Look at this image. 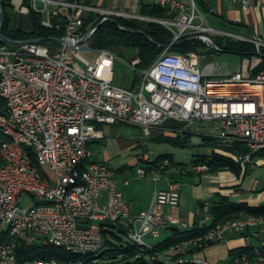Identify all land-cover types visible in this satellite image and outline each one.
<instances>
[{
    "label": "built area",
    "instance_id": "2783aa9c",
    "mask_svg": "<svg viewBox=\"0 0 264 264\" xmlns=\"http://www.w3.org/2000/svg\"><path fill=\"white\" fill-rule=\"evenodd\" d=\"M192 1L196 5L197 0ZM233 1L240 2L246 12L256 2ZM148 2L174 9L180 16L186 13L179 0ZM63 5L70 10L39 11H48L50 20L64 14V21L56 27L64 31L63 38L74 41L85 35V12L99 13L105 20L114 16L148 19L123 11L99 10L84 0ZM186 14L187 21L154 20L180 25L174 42L187 36L223 51L212 33L230 34L208 26L201 10ZM238 38L254 43L256 51L262 53L261 39ZM3 41L0 37V110H8V117H0V121L18 120L29 128L30 143L38 147L43 165H50L56 179L37 172L20 147L3 138L0 234L4 228H11V239L0 247V264L19 260L17 250L24 242L40 248L59 245V249L85 248L89 252L90 248L103 246L107 223L127 229L130 239L143 240L148 236L160 238L168 227H193L189 219L166 213L167 206L180 205V182L157 191L151 207L134 216L131 202L119 187L117 171L91 157L89 145L105 137L101 129L104 124L140 126L151 137L155 129L164 128L170 121L180 122V131L216 122L218 132L210 130L208 135L216 133L220 139L243 143L245 148L238 155L243 165L254 164V155L264 151V70L254 77L245 76L242 70L224 72L218 62L201 64L206 55L200 46L193 51L173 52L170 44L149 67L139 70L142 80L128 88L111 80L116 55L109 49L85 50L83 43L67 47L41 40L19 45ZM87 44L90 46L89 41ZM83 52L96 53L94 59L84 58L85 69L77 62ZM150 158L145 155L148 166L166 169L172 164L169 158L159 163ZM5 160H15V168L5 167ZM148 166L139 165L135 176L145 178ZM193 168L199 172L210 170L209 164L202 162H196ZM123 182L129 185L131 179ZM25 194L33 200L30 207L21 204ZM211 205L206 201L199 211L203 215L201 224L208 227L206 232L172 246L163 255L176 259L177 264H223L193 252L222 241L227 230L245 232L251 226L264 225V215L241 210L225 223L212 226ZM147 244L149 248L154 246ZM22 264H27V259ZM35 264H61V259H35ZM76 264L85 263L76 260ZM228 264H264V242L253 247V255H235Z\"/></svg>",
    "mask_w": 264,
    "mask_h": 264
},
{
    "label": "crops",
    "instance_id": "0c3cea01",
    "mask_svg": "<svg viewBox=\"0 0 264 264\" xmlns=\"http://www.w3.org/2000/svg\"><path fill=\"white\" fill-rule=\"evenodd\" d=\"M24 1L25 0H19L17 3L15 0H12L14 5L12 10H28ZM179 1L183 2L185 6L183 10H186V13L191 12V10H201L208 26L214 28L216 31L230 34L222 35L212 33L213 39L217 37L222 40L221 42L223 43L220 44L214 39L216 43L224 47L223 51L226 50L228 42L242 41L238 36L246 39L259 38L264 42V0H256L249 12L244 11L240 2H235L233 0H197L196 5H194L192 0ZM30 2L31 4L34 3L33 0H30ZM64 2H70V0H36L35 7L36 10H70L63 5ZM84 3L92 7H97L99 10L123 11L135 16L146 17L148 19L142 20L132 18L128 20L160 23L174 33V38L176 33L181 30L179 24L173 23L169 25L155 21L154 19L172 21L178 19L187 21L188 19V14L185 13L180 16L177 12L172 11L174 9L162 6L161 9L156 10H168L164 17H155L146 14L144 10H155L153 7L154 5L151 6L148 0H84ZM23 28L29 29L30 27L26 24ZM175 42L173 39L172 44ZM261 54L262 53L256 51L255 54L250 56L251 61L248 70L245 74L242 70L245 76L254 77L256 75L255 67L262 61ZM137 56L131 61L132 66L136 70V78H134L130 86H121L133 88L139 83L141 78L139 70L141 69L138 70L133 65V62L137 60ZM92 59H94V57H92ZM203 59H201V64ZM111 80L114 83L113 74ZM180 126V122L170 121L164 128L155 129L153 131L151 136L152 140L157 142H170L159 141L158 137L162 135L172 136L180 139L183 143L181 145L173 142L170 143L176 146H189L190 143L193 142L195 135L200 136L205 142L198 141L195 142L197 144L194 143V145L200 146V150L197 153L198 155H194L193 165L199 162L202 157L212 158L215 153L234 158L241 151L240 142L233 143L220 139L216 136V133L208 135L210 130L218 132L219 128L216 122L200 124L197 129L190 131H180ZM101 129L103 130L102 126ZM105 138L106 134L104 138L93 141L100 145L101 150L96 159H94L92 155L91 157L92 160H102L112 166L110 163L111 157L108 155V152H104L105 156L102 154V148L105 147L103 143ZM207 138H214L216 142L214 141V144L211 145L208 143ZM133 145L137 146L138 144L131 143L130 146ZM145 155L146 154L128 156L119 166H112L117 171L120 189L125 193L126 198L132 204L133 214L136 212L140 214L148 210L152 205L155 193L159 190L169 189L175 182L181 183V202L177 207L167 206L166 213L179 216L183 219L187 218L191 221L192 226L199 223V221L202 222L203 215H201L199 211L206 201L214 205L220 203L223 197H227L235 202H246L252 207L264 206V151L254 155V164L252 165L241 164L239 167L235 168L227 166L219 169H211L210 167L209 171L202 172L195 171L193 165L189 167L179 162L174 153H164L159 156L169 155L173 158L172 164L169 167L161 169L158 166L150 164V166H148V172L152 171L153 176L149 178L147 174L145 178H138L135 176L132 168L139 166L142 162L148 165L149 161L145 159ZM156 159L150 158L151 161H155ZM125 178L131 179L129 185L124 184L123 180ZM163 232L165 233V237H168L171 235L172 229L168 227L165 228ZM263 242L264 225H254L249 227L245 232L227 230L224 233V239L217 244L225 246L231 255L232 250L241 247L253 248L261 245ZM198 252L199 251H195L193 253L199 255ZM232 258L233 256H231V260Z\"/></svg>",
    "mask_w": 264,
    "mask_h": 264
},
{
    "label": "trees",
    "instance_id": "16d2710c",
    "mask_svg": "<svg viewBox=\"0 0 264 264\" xmlns=\"http://www.w3.org/2000/svg\"><path fill=\"white\" fill-rule=\"evenodd\" d=\"M74 0H70L72 2ZM0 3L6 10L5 22L3 25V33L10 38L16 40H25L35 38L41 40L43 43L59 46L60 43L53 40V37H63L64 31L56 27L58 22H63L65 15L54 17L49 22L44 21V16L41 12H35L30 0H25L24 3L29 12V19L31 27L25 29L23 27L11 26L8 14L14 8L12 0H0ZM153 6L154 4H150ZM155 10H144L146 14L155 17H164L168 10L161 9V6L154 5ZM104 19L99 13L85 12L83 15L84 24L82 27L83 34L89 32L99 22ZM14 23V22H12ZM174 33L164 25L157 22H143L138 20H128L122 17H111L104 21V23L96 30L89 44L93 49H109L113 52L115 50L135 48L137 49V60L133 65L139 70L149 67L156 58L164 51V49L172 44ZM3 44H6L3 41ZM203 42L188 37L181 38L171 46L172 51L187 52L197 50ZM9 45V44H8ZM226 50L251 56L256 53V46L249 41L228 42ZM262 61L255 67V73L264 70V50L262 49ZM159 141H170L175 144H182L180 139L172 136H160ZM209 144H214V138H207ZM216 142V141H215ZM244 144L241 143V151L236 157L223 156L215 153L212 158L202 157L199 162L208 163L211 169H219L222 167H239L242 163L238 160V155L244 150ZM164 158H169L171 162L173 158L169 155L159 156L154 163H159ZM243 165V164H242ZM246 210L252 214L264 215V206L252 207L246 202H235L230 198L223 197L221 202L210 207V214L212 215V226L219 223H225L227 220L235 217L241 211ZM107 228L104 230V244L103 250L98 255H80L74 256L84 261L85 264H113V260L119 257H124L126 262L123 264H148L146 256L149 254L152 259L154 257L163 255L169 251L174 245H177L184 240L196 237L207 230V226L202 225L201 222L195 224L192 228L182 229L178 227H170L172 233L165 237L160 242L154 244L153 248H140L133 242H126L125 237L128 236V230L125 228H117L115 224H105ZM242 253H249L253 255V248L241 247L231 251V256L240 255ZM63 257L68 254L59 251L55 247L48 246L42 250L37 246L29 245L24 242L19 249L20 262L26 259L36 257ZM155 261H160L156 258Z\"/></svg>",
    "mask_w": 264,
    "mask_h": 264
},
{
    "label": "rangeland",
    "instance_id": "374dc122",
    "mask_svg": "<svg viewBox=\"0 0 264 264\" xmlns=\"http://www.w3.org/2000/svg\"><path fill=\"white\" fill-rule=\"evenodd\" d=\"M15 1L17 3L19 2V0ZM32 6L35 9L33 11L41 12L44 16V21L49 22L50 17L48 11L42 12L36 10L34 3H32ZM29 12L30 10H10V12L7 14L9 17V21L11 22V26L23 27L27 24L29 27H31V21L28 15ZM214 39L220 44L223 43L221 42L222 40L218 39L217 37ZM200 48L206 55L205 59L202 60V65L210 61L218 62L222 66V70L224 72H235L238 70H243L244 74L250 66L249 63L251 61V57L248 55L240 54L230 50L218 51L211 48L208 44H202ZM114 53L116 55L115 59L113 60L114 83L117 85L130 86L134 78H136V70L132 66L131 61L137 56L138 51L135 48H127L123 50H115ZM95 55L96 53L94 52L80 53L77 62L83 69H85L86 62L84 61V58L86 57L92 59V57H95ZM141 80L142 77L140 78V81ZM102 127L106 134V138L105 140H103L105 147L102 148V154L105 156L104 152H108V155H110L111 157L110 163L112 166H119L124 160L127 159L128 156H140L149 154L152 159H156L161 154L174 153L177 156L179 162L190 167L193 165L194 155H198L197 153L200 150V146L194 145V143L198 141L201 142L202 140L200 136L195 135L193 142H191L189 146H176L170 142L153 141L152 137H148L144 129L140 126L118 123L104 124ZM131 143H137L138 145L130 146ZM89 149L90 151H92V157L96 159L99 151L101 150L100 145L97 142H92L89 145ZM139 165L148 166L145 162H142ZM137 167L138 166L132 168L134 170V174ZM43 171L46 172L52 179H56V172L50 167V165H44ZM152 176V171H149L148 177L150 178ZM21 204L26 207H30L31 205H33L31 196L29 194H25L23 196V201L21 202ZM139 215L140 214H138L137 212L134 214V216ZM164 238L165 233L162 232L160 238L148 236L146 240L148 243L154 245ZM125 241H131L134 243V241L127 236L125 237ZM218 244H211L206 248L199 250V256L209 261L228 264L231 260L230 252L225 246ZM157 258L160 259L159 262L155 261V259H152V257L148 254L146 256V261L148 264H177L176 259L171 258L170 256L160 255L157 256ZM125 262L126 259L121 256L118 259L113 260L112 263L123 264Z\"/></svg>",
    "mask_w": 264,
    "mask_h": 264
},
{
    "label": "bare ground",
    "instance_id": "6f19581e",
    "mask_svg": "<svg viewBox=\"0 0 264 264\" xmlns=\"http://www.w3.org/2000/svg\"><path fill=\"white\" fill-rule=\"evenodd\" d=\"M0 99H3V92L0 91ZM0 117H8V110H0ZM18 135V136H17ZM22 136V137H19ZM3 138L6 141H12V143L17 144L18 147L26 154V157L32 161L34 167H37V172L43 171V158L42 153L38 150L35 144L30 143V130L28 127L19 123L18 120L0 121V150L3 146ZM240 161V156H238ZM5 167L15 168V160H5ZM1 168V161H0ZM206 226V225H205ZM206 232V231H205ZM11 239V228H4L3 232L0 234V247H5ZM134 243L140 248H149L146 240L143 239H132ZM48 246L55 247L59 251L68 254V256L56 257H36L32 259H27V264H35V259H61V264H76V260H81L79 258L71 257L80 255H98L103 249V246H98L90 248L89 252H86L85 248H71V249H59V245H47L41 247L42 250ZM72 254V255H71ZM71 255V256H69ZM17 257H19V249L17 250ZM14 264H22L20 260H14Z\"/></svg>",
    "mask_w": 264,
    "mask_h": 264
},
{
    "label": "water",
    "instance_id": "95a60500",
    "mask_svg": "<svg viewBox=\"0 0 264 264\" xmlns=\"http://www.w3.org/2000/svg\"><path fill=\"white\" fill-rule=\"evenodd\" d=\"M5 15H6V10L3 7V5L0 3V37L5 42H7L8 44H11V45H19L22 43H33V42L39 41V39H35V38H30V39H25V40H16V39L10 38L6 34H4L3 33V25L5 22ZM104 21H106V20L103 19L101 22H99L94 28H92L89 32H87L79 40L74 41L72 39H67V38H63V37H53L52 39L58 41L59 43H61L62 45H65L67 47H72L75 44L83 43V49L91 50V47L87 44V42L92 38V36L96 32V30L104 23Z\"/></svg>",
    "mask_w": 264,
    "mask_h": 264
}]
</instances>
